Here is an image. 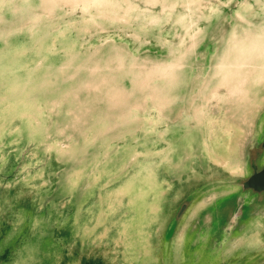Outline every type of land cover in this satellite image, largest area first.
<instances>
[{
  "label": "rangeland",
  "instance_id": "374dc122",
  "mask_svg": "<svg viewBox=\"0 0 264 264\" xmlns=\"http://www.w3.org/2000/svg\"><path fill=\"white\" fill-rule=\"evenodd\" d=\"M234 101L264 102V0H0V264H183L164 203Z\"/></svg>",
  "mask_w": 264,
  "mask_h": 264
},
{
  "label": "water",
  "instance_id": "95a60500",
  "mask_svg": "<svg viewBox=\"0 0 264 264\" xmlns=\"http://www.w3.org/2000/svg\"><path fill=\"white\" fill-rule=\"evenodd\" d=\"M222 109L221 116L212 117L213 120L218 119L219 122L205 126L206 139L198 149L199 151L204 149L205 158L202 159L195 154L190 156L182 145L184 148L181 147V153L183 154L185 150L184 165L188 168L184 174L182 173L183 175L181 174L180 181L179 179L174 181L175 184L186 183L187 176L197 171L205 178L200 179V182H197L198 185L192 187V190L195 189L192 192L199 190L196 193L203 196L205 191L215 187L218 189L214 192L235 188L234 191L222 197H215L213 193L208 197H203L205 205L211 203L208 200L209 197L214 201L206 208L202 205L194 221L185 230L186 233L191 229L206 230L211 235V241L212 239L218 241L215 237H221L225 231L226 234L233 233L236 236L241 235V231L246 229L251 232H258L259 229H261L260 233L264 231V102L234 101L223 106ZM221 119L228 123L220 122ZM187 155L188 160L186 161ZM204 164L206 166L203 169ZM214 168H218L220 173L210 178L209 175L217 172ZM208 169L210 172H203ZM186 188L184 189L186 194L177 202L176 207H170L169 202L164 203V217L168 215L163 227L167 230L166 239L173 240L177 233V225L184 220V216L193 204V199L198 197L196 193L192 195ZM172 209L175 211L173 212ZM206 209H211L208 215H205ZM207 216L211 219H207ZM196 220H198L197 223H195ZM224 226L226 230H223ZM191 234L195 235L196 232ZM187 239L189 245L186 248L187 261L185 264H199L195 243L198 238L189 237ZM258 258L259 263L264 264L262 261L264 256Z\"/></svg>",
  "mask_w": 264,
  "mask_h": 264
},
{
  "label": "crops",
  "instance_id": "0c3cea01",
  "mask_svg": "<svg viewBox=\"0 0 264 264\" xmlns=\"http://www.w3.org/2000/svg\"><path fill=\"white\" fill-rule=\"evenodd\" d=\"M209 198L208 200H210V202L214 201ZM205 204L206 203L203 202V205ZM194 232H196V234L192 235L191 233ZM181 233L183 235L182 244L179 250L174 252L172 240L166 239L168 237L167 230L166 228H163L160 243L162 245L165 260H167V258L169 259L170 255L176 256L177 254H180L182 263L185 264L187 261L186 248L189 245V240L187 238L189 237L198 238V241L195 243L199 264H257L260 262L258 257L264 256V231H262L260 235L257 233L254 238L251 235L253 232L249 229L241 231V235L239 236H236L233 233L227 235L225 231L221 237H215L218 241L213 239L211 241V235L206 230L191 229L187 233L185 230L181 231ZM153 240H156L155 236L153 237ZM259 240H261L262 243L259 244ZM249 242H252V244H249ZM255 242L258 243L256 246H253V243ZM226 250L230 251V254L224 255ZM259 264L263 263L261 262Z\"/></svg>",
  "mask_w": 264,
  "mask_h": 264
},
{
  "label": "bare ground",
  "instance_id": "6f19581e",
  "mask_svg": "<svg viewBox=\"0 0 264 264\" xmlns=\"http://www.w3.org/2000/svg\"><path fill=\"white\" fill-rule=\"evenodd\" d=\"M245 83V82H244ZM165 104V103H164ZM171 104V103H170ZM199 107V106H198ZM201 107V106H200ZM194 118V117H193ZM74 138H75V136H74Z\"/></svg>",
  "mask_w": 264,
  "mask_h": 264
}]
</instances>
